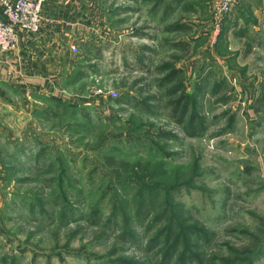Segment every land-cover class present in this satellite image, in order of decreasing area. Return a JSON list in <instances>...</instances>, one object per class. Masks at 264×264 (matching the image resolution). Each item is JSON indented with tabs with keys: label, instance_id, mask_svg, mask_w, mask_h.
I'll return each instance as SVG.
<instances>
[{
	"label": "rangeland",
	"instance_id": "rangeland-1",
	"mask_svg": "<svg viewBox=\"0 0 264 264\" xmlns=\"http://www.w3.org/2000/svg\"><path fill=\"white\" fill-rule=\"evenodd\" d=\"M211 1L106 0L109 36L72 52L57 96L70 113L16 103L0 264H174L183 245L189 264H264V0L220 23ZM168 230L187 240L166 255Z\"/></svg>",
	"mask_w": 264,
	"mask_h": 264
},
{
	"label": "crops",
	"instance_id": "crops-1",
	"mask_svg": "<svg viewBox=\"0 0 264 264\" xmlns=\"http://www.w3.org/2000/svg\"><path fill=\"white\" fill-rule=\"evenodd\" d=\"M106 11V0H45L41 31L21 36L12 53H0V129L2 122L15 120V112L24 117L16 103L63 92L76 70L72 52L109 36Z\"/></svg>",
	"mask_w": 264,
	"mask_h": 264
},
{
	"label": "built area",
	"instance_id": "built-area-1",
	"mask_svg": "<svg viewBox=\"0 0 264 264\" xmlns=\"http://www.w3.org/2000/svg\"><path fill=\"white\" fill-rule=\"evenodd\" d=\"M236 2L212 0L214 21L220 23ZM44 3L45 0H0V52H13L21 36L41 31Z\"/></svg>",
	"mask_w": 264,
	"mask_h": 264
},
{
	"label": "trees",
	"instance_id": "trees-1",
	"mask_svg": "<svg viewBox=\"0 0 264 264\" xmlns=\"http://www.w3.org/2000/svg\"><path fill=\"white\" fill-rule=\"evenodd\" d=\"M91 46L92 45H90L89 43L82 44V47L84 48L85 52L86 51L90 52ZM82 75H83V73L81 72V70H79L76 73L75 77H81ZM46 102H48L49 104L50 103H54V105L52 107L49 106L45 110H43L44 114H48V116H52V117H57L59 115H64L65 116V115L70 113V111H71L70 108H72V106L71 107L65 106L66 103L64 101L60 100V98H58L57 96H54V95H51V96L47 97L46 98ZM117 103H118V105H121V104L126 103V102L125 101H118ZM49 104H47V105H49ZM184 111H185V109L183 108V114H184ZM189 127H190V129H194V127L192 125H190ZM148 198H150L149 205H151V202H153V197L151 195H149ZM171 209H174V207L171 208ZM177 216H178V214L175 211L171 210V212H170V210H169V217H172V218L176 217V219H177ZM173 219L175 220V218H173ZM171 224H173V223L170 222V225ZM189 230H188V232H189ZM128 233H129V236H131L132 238H135L134 232L132 230H130ZM169 234H170V236L172 234V232L170 230H168L166 239L164 240V242L161 245V247H163L164 252L166 253V255L167 254L168 255L171 254V249H172V247L174 245H177L176 243L178 242V240L180 241L181 238L184 239V240H187L185 237H182V232H181L177 236L176 240L173 243H170V242H168ZM169 246H170V248H169ZM185 249H189V248H187L185 245H183V250L181 252H179L180 250L178 251L179 253H178V256H177L174 264H189V263H193L194 262L193 260H198L199 259V255L196 252H194L193 250H190V252L187 253L185 251ZM172 251H174V250H172ZM171 259H172V256H171V258L166 259V260L170 261ZM191 259H193V260H191ZM189 260H191V261H189ZM255 260H256V257L254 256V257L250 258V260H246V261L242 260V261H239L236 264H254Z\"/></svg>",
	"mask_w": 264,
	"mask_h": 264
}]
</instances>
